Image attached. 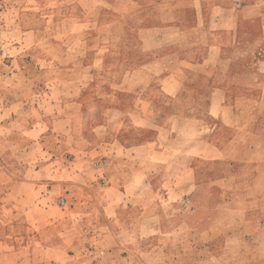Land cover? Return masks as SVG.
I'll list each match as a JSON object with an SVG mask.
<instances>
[{
    "label": "rangeland",
    "instance_id": "374dc122",
    "mask_svg": "<svg viewBox=\"0 0 264 264\" xmlns=\"http://www.w3.org/2000/svg\"><path fill=\"white\" fill-rule=\"evenodd\" d=\"M0 264H264V0H0Z\"/></svg>",
    "mask_w": 264,
    "mask_h": 264
},
{
    "label": "crops",
    "instance_id": "0c3cea01",
    "mask_svg": "<svg viewBox=\"0 0 264 264\" xmlns=\"http://www.w3.org/2000/svg\"><path fill=\"white\" fill-rule=\"evenodd\" d=\"M197 1H199V0H197ZM193 27H198L197 25H193ZM146 65H148V63H145ZM131 74H137V75H141L142 76V79H143V77H146V76H150L151 74H152V71L147 67V66H142V67H140V68H135V69H133L131 72H130V75ZM141 79V80H142ZM109 126L111 127V121H112V119L110 118L109 120ZM144 126V125H143ZM122 127H124V125L122 126ZM117 137H119V135L117 136ZM95 150V149H94ZM118 151V152H117ZM121 153V151H119V150H117L116 148H110V150H109V148H108V151H106V149H102V150H100V151H98L97 153H95L94 154V152H92V153H89L90 154V157L91 158H93V155H94V157H95V159H97V158H101V157H106L108 160H107V162H108V164H110V163H112L113 162V159H116V157H118L119 158V156L121 155L120 154ZM126 153H123L122 155H125ZM90 158V159H91ZM92 160V159H91ZM106 160V159H105ZM109 168H111V166L109 165ZM82 171V170H81Z\"/></svg>",
    "mask_w": 264,
    "mask_h": 264
}]
</instances>
